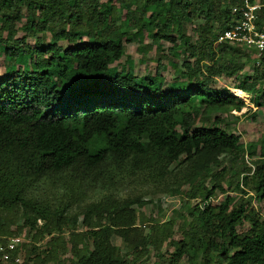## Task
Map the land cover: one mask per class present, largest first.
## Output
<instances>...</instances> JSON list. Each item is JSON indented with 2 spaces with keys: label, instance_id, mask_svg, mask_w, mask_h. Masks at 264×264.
<instances>
[{
  "label": "trees",
  "instance_id": "obj_1",
  "mask_svg": "<svg viewBox=\"0 0 264 264\" xmlns=\"http://www.w3.org/2000/svg\"><path fill=\"white\" fill-rule=\"evenodd\" d=\"M239 2L0 0V50L8 60L29 54L25 37L51 35L50 45L35 43L23 70L0 78V234L26 229L28 261L144 264L149 250L158 256L165 246L168 264H264V217L250 206L264 199V136L255 149L220 126L217 114L239 112L245 100L211 88L224 75L239 79L232 89L252 96L264 81L256 67L253 76L236 74L254 62L249 53L213 45L238 19L231 9ZM248 2L259 5L254 23L263 29L264 0ZM21 20L24 35L16 40L13 24ZM186 25H193V44ZM171 33L194 55L182 64L191 87L163 90L158 69L139 78L130 68L111 74L124 54L122 39L145 36L153 46ZM255 61L264 62V51ZM130 177H142L150 194L179 197L183 213L159 212L178 213L180 224L173 217L143 221L136 207L148 201L140 196L107 194L75 211L89 194ZM43 185L61 191L47 198Z\"/></svg>",
  "mask_w": 264,
  "mask_h": 264
},
{
  "label": "rangeland",
  "instance_id": "obj_2",
  "mask_svg": "<svg viewBox=\"0 0 264 264\" xmlns=\"http://www.w3.org/2000/svg\"><path fill=\"white\" fill-rule=\"evenodd\" d=\"M20 13L25 16L26 8L22 7ZM23 24L21 22H15L13 27L15 29V35L13 39L19 40L24 33L19 29ZM193 25H186V36L190 39L189 43L193 44L195 36L192 34L191 29ZM126 38L122 39V45L124 48V54L120 60L116 63H113L110 66L111 74L118 73L120 70L127 71L129 68L132 74L136 77H143L145 75H154L155 71L158 69L160 71V76L162 77V89L163 90H186L188 87L192 86V82L188 81L184 75V68L182 64L185 62L192 63L194 60V55L192 56L188 51L184 52L182 48L179 47L178 38L174 33H171L169 39L165 42H160L158 45L150 46V41L148 38L143 36L141 42L132 40L130 42L125 41ZM25 45L30 50L29 54H25L20 61L8 60L0 50V78H2L7 71L10 70H23L29 63V60L34 59V54L31 52L34 49L35 43H39L41 46H48L51 44V35L48 32H41L35 34L34 37H25ZM59 45L65 46V42H58ZM22 47V45H20ZM173 47V48H172ZM52 56L50 53L44 54V57ZM250 60L254 62H248L243 65L241 71L236 74L241 76H253L256 72L253 70L254 67L257 68L258 74L257 77H261L262 71H264V62H260L259 65H256L255 59L250 55ZM241 62H244V58L240 59ZM255 63V64H254ZM161 67V68H159ZM263 81V78H259ZM239 80V79H238ZM234 77H227L224 75L214 78L211 88L214 90L227 88L231 95L242 101L243 107L239 112L231 110L228 113L217 114V117L221 119L220 126L227 128L230 132L234 133L239 137V141L243 145L250 144L258 148L260 141L264 136V81L260 86V93L256 95H245L238 90L232 89V85L236 84L237 81ZM258 151V150H256ZM252 160V159H251ZM245 163H250V159L244 158ZM45 192L41 194L42 191H38V194L45 195L47 198H50L52 194L58 193L61 189L50 188L48 185L42 186ZM186 186L183 187L185 189ZM153 189L151 185H147L143 182L142 177L132 179L123 178L122 181H115L111 188L100 191L98 193L89 194L87 199L79 202L80 208L75 209L82 210V208L92 201H96L99 197L107 194H112L115 197L123 199L127 196H140L142 200L148 201L147 204L136 207V212L139 214V218L143 221H146L147 218H156L166 220L169 217H173L176 220L177 224H180V218L178 213L168 212L161 218L160 210L169 209L170 211L175 210L181 213L184 212L183 208H180L182 204L181 200L177 196H167L166 194H160L155 192L150 194V191ZM222 198L221 195H218L217 200ZM196 201H191L190 205L195 204ZM82 206V207H81ZM201 206V204H199ZM250 206L253 207L260 217H264V199L261 202H256L255 200H250ZM75 206L72 207L74 209ZM173 213V214H172ZM81 215L77 217V228L79 230L84 229V226L81 224ZM16 225H19L18 223ZM37 225H40V222H37ZM16 226H11L10 230L15 232ZM247 226L243 224L241 227H238V232L245 231ZM26 229H22L18 232L19 235L29 238L26 236ZM66 237V236H64ZM173 238H178L177 232L174 231ZM111 243L114 246H121V241L116 237L112 236L110 238ZM32 243V242H31ZM30 244V243H29ZM29 244L25 246L23 254V262L25 264H32L28 261L27 252L29 251ZM32 245V244H31ZM35 246L38 249H41L42 242L36 244ZM171 249L165 246L162 247L159 255L154 254L152 250H149L146 256V261L144 264H168V259L171 253ZM37 252V251H36ZM30 255V258H32ZM194 263L197 264V259H194ZM179 264H189L184 258L180 260Z\"/></svg>",
  "mask_w": 264,
  "mask_h": 264
},
{
  "label": "built area",
  "instance_id": "obj_3",
  "mask_svg": "<svg viewBox=\"0 0 264 264\" xmlns=\"http://www.w3.org/2000/svg\"><path fill=\"white\" fill-rule=\"evenodd\" d=\"M258 8L257 3L240 0L239 5L231 9L238 19L218 35L213 45L227 43L257 60L264 51V28L258 30L254 23ZM28 244L29 240L19 234H0V264H21L24 246Z\"/></svg>",
  "mask_w": 264,
  "mask_h": 264
}]
</instances>
